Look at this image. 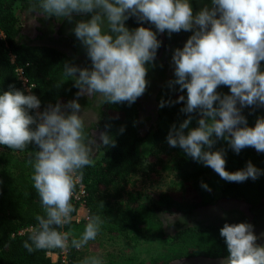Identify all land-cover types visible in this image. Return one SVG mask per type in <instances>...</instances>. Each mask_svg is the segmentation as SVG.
<instances>
[{
  "label": "clouds",
  "instance_id": "9594fccd",
  "mask_svg": "<svg viewBox=\"0 0 264 264\" xmlns=\"http://www.w3.org/2000/svg\"><path fill=\"white\" fill-rule=\"evenodd\" d=\"M84 14H90V19L77 21L73 32L85 47L91 67L66 63L63 68V76L73 78L77 98L93 97L98 106L135 103L149 83L146 64L154 62L161 47L157 33L167 31L171 36L191 31L183 48L175 49L172 56L175 79L168 87L181 93L186 90L180 111L187 118L178 127L172 125L168 144L228 182L254 181L264 174L251 161L229 172L225 150H213L217 141L225 140L236 154L247 147L264 153V117L250 127L242 114L244 107L264 106V0H211L210 6L206 4L195 15L189 0H34L25 12L32 26L41 16L71 22L74 15ZM132 17L141 26L130 30L125 22ZM145 21L156 31L142 26ZM219 86H227L230 94L219 93ZM181 102H185L184 95L175 101L161 100L159 107ZM40 106L30 89L25 94L9 85L0 93V145L19 151L30 144L38 148L30 152L27 163L33 168V188L44 214L35 217L38 225L23 247L29 253L69 246L79 250L97 238L102 217L90 215L79 238L71 241V232L61 229L72 223L75 207L71 201L83 179L82 170L95 163V150L115 147V140L102 132V143H96L88 129L98 123L99 116L82 111L78 99L66 105L50 104L42 112ZM193 113L199 117L198 126L189 129ZM202 187L208 189L206 184ZM220 236L228 253L220 264H264V245L257 243L252 224L225 223ZM83 264L103 261L93 256Z\"/></svg>",
  "mask_w": 264,
  "mask_h": 264
},
{
  "label": "trees",
  "instance_id": "16d2710c",
  "mask_svg": "<svg viewBox=\"0 0 264 264\" xmlns=\"http://www.w3.org/2000/svg\"><path fill=\"white\" fill-rule=\"evenodd\" d=\"M207 1L211 3V0ZM33 2L0 0V93L7 91L9 85L25 91L16 72V69H21L28 83L33 85L32 94L41 101L39 110L42 112L50 104L59 102L66 105L78 99V89L74 86L73 78L63 76L64 65L71 64V57L51 47L33 45L22 35L24 15ZM75 17L81 15H74L73 19ZM49 19L58 20L56 17ZM64 20L67 19L58 21L62 23ZM137 26L133 23L131 30ZM142 26L155 31L149 22H143ZM79 51L83 52L80 48ZM11 56L14 57L13 63ZM86 67H91L90 60ZM261 70H264V61L261 62ZM174 79L173 73L160 88L159 104L161 100L175 101L180 95L185 96V102L166 103L163 108L159 107L157 119L146 136L139 131L137 102L131 105L127 102L105 103L101 109L100 130L115 140V147L101 146L97 149L95 163L82 170L81 183L86 191L87 216L100 215L104 224L97 238L88 245L79 250L71 246L65 249L67 264H83L93 256L101 258L103 264H170L193 257L225 258L227 247L220 236L224 224H177L168 233L164 228V217L183 214L190 218L197 207L213 205L221 198L244 201L256 212L264 208V174L254 181L249 178L242 183L228 182L210 167L194 161L181 148L168 144L166 137L172 125L178 127L187 118V114L180 111L186 103V90L181 93L168 87V82ZM175 87L178 89L179 86ZM217 91L222 95L230 94L227 86H219ZM242 114L247 118L248 126L254 127L257 118L264 117V107ZM192 115L194 118L189 129L198 126L199 117L196 113ZM189 129L185 130L186 134ZM144 139H149L148 146L144 151H139V143ZM29 148L28 151L17 152L0 147V264H52L48 251L60 253V249L29 253L23 247V242L31 234H19L26 227L35 228L38 225L35 217L44 214L40 198L33 188V168L27 163L30 152L38 148L34 144H30ZM219 149L226 152V170L229 172L245 168L248 161L264 170V153L252 147L236 154L225 140H219L213 150ZM159 170L174 174L180 182V191L142 192L127 189L131 178H148ZM202 184H206L208 189ZM73 205L76 211L77 206ZM86 223L87 220H72L61 230L71 232V241L73 237L79 238ZM144 234H152L161 246L160 253L148 260L101 248L104 237H124L137 242ZM55 264L62 263L58 260Z\"/></svg>",
  "mask_w": 264,
  "mask_h": 264
},
{
  "label": "flooded vegetation",
  "instance_id": "af4514ba",
  "mask_svg": "<svg viewBox=\"0 0 264 264\" xmlns=\"http://www.w3.org/2000/svg\"><path fill=\"white\" fill-rule=\"evenodd\" d=\"M193 14L195 15L203 6L211 5L207 0H189ZM36 13H31L30 16H35ZM30 16L24 15V21L28 22ZM90 19V15L84 14L81 17H75L71 22L64 20L62 23L55 19H45L43 16L39 17L35 26L29 23L22 27L21 33L28 42L37 46H47L54 48L68 57H71V64L80 68H85L89 62L87 52L82 43L76 38L73 29L77 21ZM126 27L130 30L133 23L140 27V23L135 17L130 18L126 22ZM154 29L155 26L153 25ZM156 31V29H155ZM192 35L191 31H181L179 33H172L171 36L165 31L163 33L164 39H160V33H157V38L162 42L161 47L157 50V55L152 64H146L148 73L146 80L149 82L145 93L139 97L136 102L138 104V122L140 124V132L142 136L148 135L152 126L154 125L159 112L158 92L162 85L174 73V64L172 63V56L174 50L183 48L187 39ZM79 48L83 50L81 53ZM78 103L81 109L88 110L92 113H97L99 121L89 128V133L92 135L97 144H100L99 135L101 114L100 111L103 105L98 106L93 97L80 96ZM239 107V105H237ZM264 106L244 107L242 113L251 109H256ZM95 147V146H94ZM97 150H95L96 152ZM250 223L254 226V233L259 237L257 243L264 245V208L259 212L253 211L251 206L244 201L221 198L215 204L210 206L197 207L190 218H186L183 214H175L164 217V228L169 233L177 224H205V225H221L225 223ZM224 258L209 259L203 257H193L190 259L175 260L170 264H220Z\"/></svg>",
  "mask_w": 264,
  "mask_h": 264
},
{
  "label": "rangeland",
  "instance_id": "374dc122",
  "mask_svg": "<svg viewBox=\"0 0 264 264\" xmlns=\"http://www.w3.org/2000/svg\"><path fill=\"white\" fill-rule=\"evenodd\" d=\"M27 23L28 22L24 21L21 25V28L26 26ZM142 141L143 142H140L141 144L139 143L138 146L139 151H144L149 143V139H144ZM0 147L7 148L6 146L2 145H0ZM28 148L24 151H28ZM29 150H31V147ZM16 151L22 152L19 150ZM179 183V180L174 176V174L168 171L159 170L157 173L149 176L148 178H143L142 176L131 178L127 189L132 191L138 190L142 192H177L181 189ZM80 214H82V210ZM101 248L113 253L135 255L140 260H148L161 251L160 244L152 234H144L137 242H132L124 237H104L101 239ZM56 254L57 253L52 252L49 257L55 260L57 258Z\"/></svg>",
  "mask_w": 264,
  "mask_h": 264
},
{
  "label": "built area",
  "instance_id": "2783aa9c",
  "mask_svg": "<svg viewBox=\"0 0 264 264\" xmlns=\"http://www.w3.org/2000/svg\"><path fill=\"white\" fill-rule=\"evenodd\" d=\"M11 62H14V57L11 56ZM18 80L21 82L22 87L24 88L25 92L28 93V90H31L32 94V87L33 85H30L27 81V79L23 76L21 69H16ZM36 111V110H35ZM38 111H40L38 109ZM85 197H86V191L84 185L81 183V181L78 182L77 187L74 191L73 198H72V204H75L77 206L75 213L72 215L73 220L80 221V220H87V211L85 208ZM82 210V214H80ZM34 228L33 227H26L23 230L19 231V234L24 233H30L32 232ZM52 254L51 251H48L47 255L50 256ZM56 259H51L52 264L57 263L58 260L61 261L62 264H67V258H66V250H61L60 253L56 254Z\"/></svg>",
  "mask_w": 264,
  "mask_h": 264
},
{
  "label": "water",
  "instance_id": "95a60500",
  "mask_svg": "<svg viewBox=\"0 0 264 264\" xmlns=\"http://www.w3.org/2000/svg\"><path fill=\"white\" fill-rule=\"evenodd\" d=\"M160 39H164L163 33H160Z\"/></svg>",
  "mask_w": 264,
  "mask_h": 264
}]
</instances>
